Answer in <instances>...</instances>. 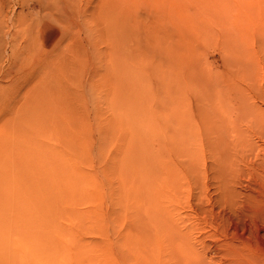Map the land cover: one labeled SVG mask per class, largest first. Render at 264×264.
<instances>
[{"label": "rangeland", "instance_id": "obj_1", "mask_svg": "<svg viewBox=\"0 0 264 264\" xmlns=\"http://www.w3.org/2000/svg\"><path fill=\"white\" fill-rule=\"evenodd\" d=\"M2 9L0 264H264V0Z\"/></svg>", "mask_w": 264, "mask_h": 264}, {"label": "bare ground", "instance_id": "obj_2", "mask_svg": "<svg viewBox=\"0 0 264 264\" xmlns=\"http://www.w3.org/2000/svg\"><path fill=\"white\" fill-rule=\"evenodd\" d=\"M102 2V1H101ZM4 4V3H3ZM2 4V5H3ZM63 4V3H62ZM100 4V3H99ZM102 4V3H101ZM101 4L99 5V9H98V14L100 15L101 14V9H100V7H102L101 6ZM5 5H6V3H5ZM42 6V5H41ZM64 6V5H63ZM63 6H62V8H63ZM66 6V5H65ZM67 8V7H66ZM68 9V8H67ZM49 10V9H48ZM63 11H64V9H63ZM66 12V11H65ZM67 14H68V10H67V12H66ZM2 14H5V12H4V10L2 9L1 11H0V17H2ZM69 15V14H68ZM66 16V15H65ZM67 17V16H66ZM73 22V21H72ZM70 23V22H69ZM3 24H4V22H2V25H1V22H0V40L2 41V37H3V39H4V37L6 36V33H2V26H3ZM17 25V24H16ZM4 27V26H3ZM20 28V27H19ZM18 28V29H19ZM5 30V29H4ZM15 35H17L16 33H14L13 34V36L12 37H14ZM64 35V34H63ZM35 36V35H34ZM5 44V43H4ZM54 46V45H53ZM42 47V46H41ZM14 49H15V45L14 46H12V53L14 54ZM1 52H2V48L0 47V54H1ZM15 52H17V51H15ZM69 52V51H68ZM11 53V55H13ZM14 56V55H13ZM63 57V56H62ZM7 58V57H6ZM65 58V57H64ZM51 65V64H50ZM54 65V64H53ZM64 65V64H63ZM6 66V65H5ZM65 66V65H64ZM71 67V66H70ZM48 68V67H47ZM60 75V74H59ZM57 76V75H56ZM63 76V75H62ZM66 76V75H65ZM64 77V76H63ZM15 78V77H14ZM56 78H58V77H56ZM56 81H57V79H56ZM7 83V82H6ZM36 83V82H35ZM65 83V82H64ZM48 84V83H47ZM42 85V84H41ZM55 85V84H54ZM58 85H60L59 83H58ZM57 85V86H58ZM37 86V85H36ZM56 86V85H55ZM30 87V86H29ZM53 87V86H52ZM31 88V87H30ZM30 88H29V90H27L28 92H27V94H26V96H28V98L29 97H34L35 98V101H37V106H35L34 108H40L41 110H44L45 108H46V111L45 112H48V111H50L51 113H52V111H51V108H49V109H47V107H48V105H44L45 104V102L47 101V99H46V94H47V92L49 93V91L47 90L46 92L44 91V90H42V89H40L39 90V86H38V90L35 88V89H32V88H34V87H32L31 88V90H30ZM55 89H56V87H54ZM59 88V87H58ZM63 88V87H62ZM68 88V87H67ZM47 89V88H46ZM54 89V90H55ZM26 90V89H25ZM258 91V93L257 92H255L254 91V94H256L257 93V96L256 97H258V95L260 96V94H261V91L260 90H257ZM62 92V91H61ZM61 94V93H60ZM49 95V94H48ZM52 95V94H51ZM50 95V96H51ZM71 96V95H70ZM35 103V102H34ZM31 104V103H30ZM33 105H31V107H32ZM41 110H39V111H41ZM51 113H48V115H50ZM53 114V113H52ZM258 115H259V113H258ZM258 117L259 116H257L256 115V118H255V123H254V125H255V127H256V129L258 130V131H262V125H261V122L258 120ZM23 134V133H22ZM21 137V136H20ZM13 138H15L14 136H13ZM11 138H9L8 140H10ZM21 139V138H20ZM13 140H15V139H13ZM18 141V140H17ZM14 143L16 142V140L15 141H13ZM23 143V142H22ZM21 142H20V144H22ZM19 143H17V145H18ZM19 144V145H20ZM6 145H7V143H6ZM14 146V145H13ZM21 147V146H20ZM25 150V149H24ZM22 153V152H21ZM226 156H228V155H226ZM227 159H229V158H227ZM32 162V161H31ZM53 212H54V210H52V214H53Z\"/></svg>", "mask_w": 264, "mask_h": 264}]
</instances>
